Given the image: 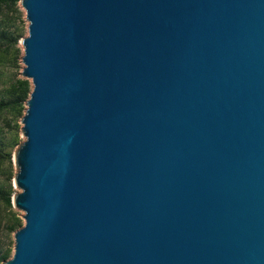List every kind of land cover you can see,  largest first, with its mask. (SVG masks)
<instances>
[{
	"label": "water",
	"instance_id": "1",
	"mask_svg": "<svg viewBox=\"0 0 264 264\" xmlns=\"http://www.w3.org/2000/svg\"><path fill=\"white\" fill-rule=\"evenodd\" d=\"M20 5L2 264H264V0Z\"/></svg>",
	"mask_w": 264,
	"mask_h": 264
},
{
	"label": "trees",
	"instance_id": "2",
	"mask_svg": "<svg viewBox=\"0 0 264 264\" xmlns=\"http://www.w3.org/2000/svg\"><path fill=\"white\" fill-rule=\"evenodd\" d=\"M21 1L0 0V72L7 64L14 65L19 62L22 56L18 44L24 36L22 32L16 35L11 30L14 22L18 20L17 17L22 19ZM30 94L29 83L23 80H18L0 93V120L3 121L5 128L9 127L11 130V136L7 141L2 137L4 130L0 128V160L8 161L11 167L14 153L21 144L18 121L25 114V106ZM4 112L11 114L12 118L9 120L7 116H4ZM9 181L8 185L0 182V228L3 226L10 237L23 227V221L13 209L12 199L15 193L11 184V176ZM12 253L11 243L0 242V264L9 260Z\"/></svg>",
	"mask_w": 264,
	"mask_h": 264
},
{
	"label": "rangeland",
	"instance_id": "3",
	"mask_svg": "<svg viewBox=\"0 0 264 264\" xmlns=\"http://www.w3.org/2000/svg\"><path fill=\"white\" fill-rule=\"evenodd\" d=\"M20 11L22 13V19L16 20L14 24L12 25V29L15 34H19L22 32L23 36L26 37L27 33V24H26V14L25 11L20 6ZM18 48L22 52L21 44H18ZM22 57V56H21ZM24 65L21 62V58L19 62H17L14 65L7 64L4 66L0 72V93L3 92L5 89L9 88L10 85L14 84L18 80L28 81L29 83V90H32V82L30 80H26L23 78L20 74L23 72ZM26 107V106H25ZM4 116H7V118L10 120L12 118L11 114H7V112H4ZM3 121L0 120V128H2L4 131L2 132V137L5 138L7 141L9 140L11 136V130L9 127H4ZM18 124L21 126V119L18 121ZM20 132V129H19ZM11 176V184L13 186V192L15 193V187H14V165L11 167V164L8 161H1L0 160V182L5 183L8 185L10 183L9 177ZM13 176V178H12ZM9 181V182H8ZM14 209V208H13ZM14 211L18 214V216L22 220L21 212L14 209ZM23 221V220H22ZM13 235H10V237L7 235L6 230L3 228V226L0 228V242H4L6 244L11 243L12 248V238ZM11 259V258H10Z\"/></svg>",
	"mask_w": 264,
	"mask_h": 264
}]
</instances>
